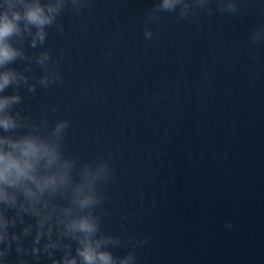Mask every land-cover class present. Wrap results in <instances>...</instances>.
Segmentation results:
<instances>
[{"label": "clouds", "instance_id": "1", "mask_svg": "<svg viewBox=\"0 0 264 264\" xmlns=\"http://www.w3.org/2000/svg\"><path fill=\"white\" fill-rule=\"evenodd\" d=\"M85 0H2L0 2V264H137L134 252L114 255L115 247L126 244L117 236L101 229V216L96 213L105 200L99 185L111 179L107 161L78 163L63 151L68 121L58 120L48 130V122L31 124L15 105L22 102L18 89L24 86L36 91L30 77L11 67L16 61H28L22 47L30 37L37 48L47 37L46 28L57 23V17L70 3L79 11ZM198 7L208 8L209 0H195ZM192 5L186 0H159L149 13L174 12L186 17ZM219 11L235 14V0H219ZM34 29V31H33ZM145 37L152 32L146 29ZM254 42L264 39V29L253 32ZM35 63L46 68L38 83L48 88L58 80L54 69H48L50 53L35 56ZM27 70V69H26ZM50 73V74H49ZM12 87L11 94H6ZM27 129L17 135L16 130ZM41 128L47 130L43 134ZM75 173V176H74ZM66 200V203L60 201ZM226 227L231 228L230 223ZM31 258V260L29 259Z\"/></svg>", "mask_w": 264, "mask_h": 264}]
</instances>
